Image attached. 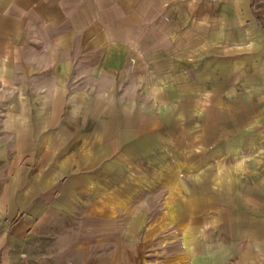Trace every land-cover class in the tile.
Instances as JSON below:
<instances>
[{
    "label": "crops",
    "instance_id": "obj_1",
    "mask_svg": "<svg viewBox=\"0 0 264 264\" xmlns=\"http://www.w3.org/2000/svg\"><path fill=\"white\" fill-rule=\"evenodd\" d=\"M165 68L180 76L174 84L183 86V101H202L208 94L217 101L216 88L211 87L223 85L233 86L234 94L244 96L239 84L247 88L249 98L254 90L249 87L258 84L256 76L264 81V0H0V84L17 92L7 97V118L24 119L23 126L38 128L32 133L56 129L67 123L64 119L78 117L76 105L87 95L81 86L90 88L98 76L103 78L99 84L107 85L99 93L116 95L121 86L119 95L132 93L128 102H134L140 118L136 134L158 133L160 120L182 115L171 110V104L159 106V69ZM240 70L244 71L241 80ZM152 78L154 82L147 81ZM195 83L202 87L192 91ZM149 85L154 87L146 89L149 95L144 99V88ZM142 99L154 106L139 109L135 103ZM198 112L199 116L210 115ZM245 113V119L241 117L231 131L246 134L249 142L253 141L249 136L255 135V112ZM191 114L196 113L187 110L185 117ZM215 115L217 127H222L223 117ZM6 126L5 134V129L0 133V264H117V250L118 254L122 251L124 264L144 261L138 237L130 243L119 238L111 248L109 232L107 243L96 245V225L91 233L87 228L82 233L80 250L77 225L72 228L70 224L66 228L70 240L64 245L63 227H58L61 197H56L53 184L59 179L48 181L46 174L35 173L29 166L35 160L13 152L27 150L22 142L33 139ZM61 132L58 128L53 133ZM12 141L15 148L9 144ZM241 146L235 144L233 149ZM247 159L255 167L254 157ZM252 172L248 178L256 175ZM260 172L257 180L264 183V170ZM262 192L264 196V185ZM245 210L243 248L240 242L219 238L215 240L223 247L219 253L205 250L207 241H199L195 245L200 254L192 260L189 257L188 263L264 264V200L261 206L252 204ZM110 226L107 223L108 231Z\"/></svg>",
    "mask_w": 264,
    "mask_h": 264
},
{
    "label": "rangeland",
    "instance_id": "obj_2",
    "mask_svg": "<svg viewBox=\"0 0 264 264\" xmlns=\"http://www.w3.org/2000/svg\"><path fill=\"white\" fill-rule=\"evenodd\" d=\"M242 57L245 55L240 54ZM243 66L240 61L239 67ZM193 73L191 70V78L197 82ZM243 74L240 70L239 80ZM178 77L173 69H159V106L171 104V110L182 115L164 117L154 134H136L140 118L136 117L134 102H128L132 93L119 95L122 86L117 87L116 95L99 93L107 88L99 84L103 81L100 76L94 78L90 88L81 86L87 95L80 97L76 105L79 109L74 112L78 117L64 119L67 123L58 127L62 132L56 134L53 132L58 128L54 127L32 133L38 128L23 126L24 119L7 118V97L17 92L0 84V133L5 129V134L9 125L18 129L20 136L31 137L33 140L21 144L27 150L13 152L35 160L29 166L35 173L46 174L48 181L59 179L53 184L57 186L56 197H61L57 204L63 213L58 227H63L64 245L70 240L67 235L71 232L66 228L71 224L72 228L77 225L80 250L82 233L86 228L91 233L95 225L99 228L95 244L102 243V247L109 238L113 248L119 238L130 243L138 237L144 253L140 264H190L188 258L192 260L200 254L196 248L199 241H207L205 250L219 253L223 250L215 242L219 238L237 245L240 242L243 248V239L247 238L245 208L252 204L261 206L264 200V183L257 180L264 170V117L259 116L264 110V81L262 76H256L258 84L249 87L254 89L249 98L244 85L239 84L244 96L234 94L233 86L227 89L228 85H223L211 87L216 88L217 101L208 94L202 101L188 102L182 99L183 86L174 84ZM150 80L154 82L155 78L147 81ZM152 87L144 88L142 98H148L146 89ZM201 87L195 83L190 89L197 91ZM135 105L145 111L152 104L142 99ZM250 109L255 112V135L249 136L253 140L249 143L246 134H233L231 126H236L241 117L245 119V111ZM187 110L194 111L195 116L185 117ZM198 111L210 115L199 116ZM216 111L223 117L219 128L214 118ZM240 111L242 116L236 115ZM9 144L16 147V142ZM235 144L242 146L233 149ZM248 156L254 157L255 167L247 163L253 161ZM252 170L258 176L248 178ZM116 253V263L124 264L122 251L120 255L118 250Z\"/></svg>",
    "mask_w": 264,
    "mask_h": 264
}]
</instances>
